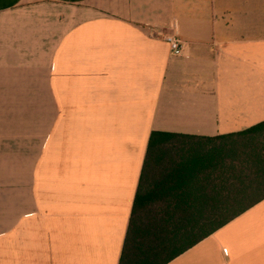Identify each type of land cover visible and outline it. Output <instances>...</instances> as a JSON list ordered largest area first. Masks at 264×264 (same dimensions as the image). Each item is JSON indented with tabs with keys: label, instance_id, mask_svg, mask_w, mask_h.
Returning a JSON list of instances; mask_svg holds the SVG:
<instances>
[{
	"label": "crops",
	"instance_id": "1",
	"mask_svg": "<svg viewBox=\"0 0 264 264\" xmlns=\"http://www.w3.org/2000/svg\"><path fill=\"white\" fill-rule=\"evenodd\" d=\"M262 122L264 0H0V264H119L152 132ZM168 264H264V200Z\"/></svg>",
	"mask_w": 264,
	"mask_h": 264
},
{
	"label": "trees",
	"instance_id": "2",
	"mask_svg": "<svg viewBox=\"0 0 264 264\" xmlns=\"http://www.w3.org/2000/svg\"><path fill=\"white\" fill-rule=\"evenodd\" d=\"M262 200L264 122L216 138L152 132L119 264H168Z\"/></svg>",
	"mask_w": 264,
	"mask_h": 264
},
{
	"label": "built area",
	"instance_id": "3",
	"mask_svg": "<svg viewBox=\"0 0 264 264\" xmlns=\"http://www.w3.org/2000/svg\"><path fill=\"white\" fill-rule=\"evenodd\" d=\"M163 38L169 44L173 56L183 55L184 43L176 33L165 34Z\"/></svg>",
	"mask_w": 264,
	"mask_h": 264
}]
</instances>
